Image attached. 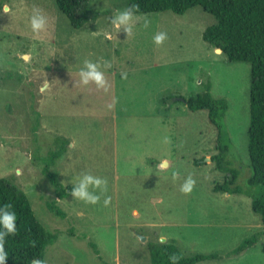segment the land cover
<instances>
[{
  "label": "rangeland",
  "instance_id": "obj_1",
  "mask_svg": "<svg viewBox=\"0 0 264 264\" xmlns=\"http://www.w3.org/2000/svg\"><path fill=\"white\" fill-rule=\"evenodd\" d=\"M5 3L11 11L0 10V178L25 192L45 227L58 233L43 259L151 264L149 243L165 239L186 253L220 254L197 264H264V226L251 198L214 190L229 175L212 160L217 134L207 111L179 100L207 81L214 96L227 99L230 155L238 184H247L251 65L230 62L203 39L214 15L200 6L141 13L127 35L111 23L124 0H88L80 28L56 0H0V9ZM33 9L47 17L39 33L31 29ZM160 31L167 38L157 45ZM85 60L101 65L106 88L81 82ZM46 166L66 187L91 173L107 180V191L95 204L59 198ZM189 175L195 184L183 192ZM257 233L254 244L235 251Z\"/></svg>",
  "mask_w": 264,
  "mask_h": 264
},
{
  "label": "trees",
  "instance_id": "obj_2",
  "mask_svg": "<svg viewBox=\"0 0 264 264\" xmlns=\"http://www.w3.org/2000/svg\"><path fill=\"white\" fill-rule=\"evenodd\" d=\"M88 0H56L59 10L70 25L80 28L87 21L85 5ZM128 5L137 3V14L173 11L184 14L200 6L214 15L215 22L203 31V39L220 48L230 62H248L250 71V122L248 128V152L250 175L247 184H238L240 170L233 165L225 116L229 109L227 99L212 93V82H201L203 90L190 97L179 98L192 111L205 110L215 127L217 152L212 156L215 167L229 177L214 186L215 191L246 194L251 206L260 216L264 226V0H124ZM85 14V15H84ZM166 99L164 98L163 102ZM62 150V149H61ZM60 150V151H61ZM204 160V157L200 159ZM200 160H197L199 162ZM56 188V195L64 198L71 194L72 186H64L48 167L44 168ZM10 202L17 213V232L6 238L9 252L6 264H31L33 257L43 259L49 244L56 242L57 232L48 230L36 215L25 192L11 184L8 177L0 178V204ZM57 214H62L55 202L49 204ZM264 234V230L260 233ZM259 233L253 234L235 249L240 252L254 244ZM33 242H35L33 244ZM95 249L96 245L91 243ZM151 264H171V254L180 256L178 264H197L206 259L220 257L218 252L186 253L175 240L151 242L148 245Z\"/></svg>",
  "mask_w": 264,
  "mask_h": 264
},
{
  "label": "clouds",
  "instance_id": "obj_3",
  "mask_svg": "<svg viewBox=\"0 0 264 264\" xmlns=\"http://www.w3.org/2000/svg\"><path fill=\"white\" fill-rule=\"evenodd\" d=\"M139 5L132 3L123 9H116L113 13L111 23L118 29H123L127 35H131L135 26V17ZM2 10L4 13L11 11L8 4H3ZM145 26L149 23L147 19L144 21ZM30 24L33 32L39 33L45 30L47 27V17L43 14L40 9H33L32 15L30 16ZM167 38V33L160 31L154 34L153 41L155 44H162ZM219 51V50H218ZM110 62H105L103 67H110ZM80 80L84 85L94 82L99 88H106L107 81L105 78L104 71L101 70V65L98 62L91 60H85L84 66L79 69ZM167 137L165 140L167 141ZM73 186L71 188V195L76 198L83 200L86 203L95 204L100 200L101 195L107 191V180L100 177L94 176L91 173H83L74 178L72 181ZM195 184V180L191 175L187 177L185 182L181 185V191L190 192ZM90 186L93 188L100 189V192L90 190ZM110 197L105 196L104 203L107 204ZM17 213L10 202L0 204V264H6L9 257V252L5 249L6 238L10 235H15L17 232ZM35 242H33L34 244ZM171 264H178L180 256L177 254H171L168 257ZM31 264H48L46 259H39L33 257Z\"/></svg>",
  "mask_w": 264,
  "mask_h": 264
},
{
  "label": "water",
  "instance_id": "obj_4",
  "mask_svg": "<svg viewBox=\"0 0 264 264\" xmlns=\"http://www.w3.org/2000/svg\"><path fill=\"white\" fill-rule=\"evenodd\" d=\"M219 51H222L220 48H217ZM166 164V161H164V162H162L161 164H160V167H163L164 165ZM145 239V238H144ZM165 239H163V241H164Z\"/></svg>",
  "mask_w": 264,
  "mask_h": 264
}]
</instances>
